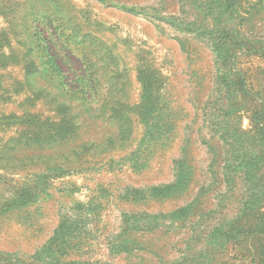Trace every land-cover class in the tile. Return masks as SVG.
Here are the masks:
<instances>
[{
	"label": "rangeland",
	"instance_id": "obj_1",
	"mask_svg": "<svg viewBox=\"0 0 264 264\" xmlns=\"http://www.w3.org/2000/svg\"><path fill=\"white\" fill-rule=\"evenodd\" d=\"M263 107L264 0H0V264H264Z\"/></svg>",
	"mask_w": 264,
	"mask_h": 264
},
{
	"label": "trees",
	"instance_id": "obj_2",
	"mask_svg": "<svg viewBox=\"0 0 264 264\" xmlns=\"http://www.w3.org/2000/svg\"><path fill=\"white\" fill-rule=\"evenodd\" d=\"M237 1L238 0H210V3L212 5H214V6H216L217 10L220 13H223V12L228 13L229 11L231 12V11L234 10ZM121 7L123 9L129 10V11H132V12L135 11V8H132V7H128V6H121ZM165 21H167L169 24L175 25L176 27H183L185 30L193 31V32H196V33H200L198 30H196L195 28H190L188 25H183L181 23H175V21L173 19H171V18H168ZM218 32L210 34L211 38H212L211 42L213 44V49H214V51L216 53V56H215L216 60L218 62H220V61L223 62L222 53L225 52V48L228 45L227 39L229 37L227 35L229 34V32H228V30H225V29L221 30V32H219V33ZM239 38L245 44L247 43V41H246L247 38L246 37L239 36ZM229 42H234L235 43L237 41H236L235 38H231ZM259 42H261L260 45L262 46L263 45L262 41H259ZM48 48H49V46H47V49ZM48 56L49 55H47L46 58H48ZM231 87H234V86H231ZM255 114L259 116L258 118H256L257 119L256 123H257V125H259L260 130L262 131V136H263V139H264V107L262 109L258 110L257 112H255ZM253 161L256 162L255 164H258L259 162H261L259 158H254ZM249 180L250 181H252V180L256 181V179H254L253 176ZM255 187L256 186H254L251 183L250 185L247 186V192H252ZM247 198H252V196L250 195ZM247 198L244 200V205H245L246 209H248V207H250V205L253 203V201H251L249 199L247 200Z\"/></svg>",
	"mask_w": 264,
	"mask_h": 264
}]
</instances>
